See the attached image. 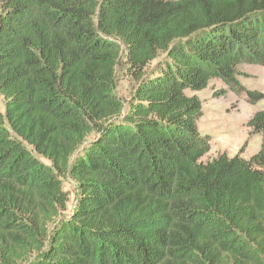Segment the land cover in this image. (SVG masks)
I'll return each instance as SVG.
<instances>
[{
	"label": "trees",
	"instance_id": "1",
	"mask_svg": "<svg viewBox=\"0 0 264 264\" xmlns=\"http://www.w3.org/2000/svg\"><path fill=\"white\" fill-rule=\"evenodd\" d=\"M243 65L264 0H0V264H264V109L248 160L197 128Z\"/></svg>",
	"mask_w": 264,
	"mask_h": 264
},
{
	"label": "rangeland",
	"instance_id": "2",
	"mask_svg": "<svg viewBox=\"0 0 264 264\" xmlns=\"http://www.w3.org/2000/svg\"><path fill=\"white\" fill-rule=\"evenodd\" d=\"M243 74L238 78L246 91H257L264 96V66L243 65L239 69ZM133 88V82L122 71L117 74L115 94L126 101ZM224 90L225 95L213 98L212 94ZM191 95L190 93H186ZM202 103V117L197 128L202 136L209 137L211 152L203 161L214 159L217 155L231 158L239 153L245 142L246 146L241 157L248 160L260 148L258 136L249 137L246 126L254 113L264 109V98L255 104L247 101L246 92L239 94L231 92L222 82L213 80L207 89L195 93ZM0 110H3V99L0 97ZM65 190L70 192L71 198L76 187L72 183L64 182ZM70 208V204L68 206Z\"/></svg>",
	"mask_w": 264,
	"mask_h": 264
},
{
	"label": "crops",
	"instance_id": "3",
	"mask_svg": "<svg viewBox=\"0 0 264 264\" xmlns=\"http://www.w3.org/2000/svg\"><path fill=\"white\" fill-rule=\"evenodd\" d=\"M260 139V138H259Z\"/></svg>",
	"mask_w": 264,
	"mask_h": 264
}]
</instances>
